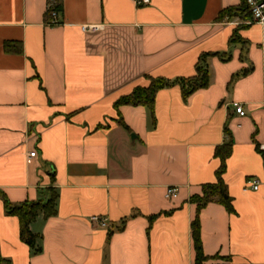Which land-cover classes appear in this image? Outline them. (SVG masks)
I'll list each match as a JSON object with an SVG mask.
<instances>
[{
  "label": "crops",
  "instance_id": "obj_1",
  "mask_svg": "<svg viewBox=\"0 0 264 264\" xmlns=\"http://www.w3.org/2000/svg\"><path fill=\"white\" fill-rule=\"evenodd\" d=\"M241 3L0 0V193L13 204L59 195L57 214L31 226L39 254L0 198L1 264H194L190 199L216 182V149L231 138L235 213L215 201L200 212L205 264H264V24L218 19ZM49 5L61 24H47ZM208 53L227 59H207V88L187 100L179 85L161 89L154 117L116 109L147 76L191 77Z\"/></svg>",
  "mask_w": 264,
  "mask_h": 264
},
{
  "label": "trees",
  "instance_id": "obj_2",
  "mask_svg": "<svg viewBox=\"0 0 264 264\" xmlns=\"http://www.w3.org/2000/svg\"><path fill=\"white\" fill-rule=\"evenodd\" d=\"M51 9L60 11V7L57 5H53L50 10L48 9L46 13L47 23H49V21L52 19ZM245 13L246 6L242 1L239 6L224 9L219 14L218 19L220 21H223L234 16H243ZM211 55L220 56L222 60L227 59L220 53L202 54L196 66V74L188 78H177L174 80H170L163 77L147 76L149 84L146 86H137L130 94L125 95L117 100V102L115 103L116 109L119 110V108L123 105L145 106L149 108L152 116L154 117L155 98L157 93L163 88H169L177 85H179L182 89L184 100H187L193 93H195L199 89L207 88L210 85V71L206 62ZM118 121L119 124L129 129L127 124L124 122L121 114ZM226 132L229 134L228 129H226ZM232 149V138L229 140V142L216 149L215 155L221 160V165L216 172V182L203 185V193L201 195H194L190 199L193 204L197 205V215L192 222V235L196 252V259L194 264H205L211 258L205 255L203 251L200 223V212L202 211V209L205 208L209 203L215 201L223 205L229 213H235L233 198L230 196L224 181L226 161L231 156ZM52 178L54 181L55 176L53 175ZM58 196L59 195L55 188H49L41 191L39 199L35 201H25L19 204H13L8 200L4 193H0V198H2L4 202L5 211L9 215L16 216L19 219L21 238L27 245H29L33 254L41 253L43 251V247L41 243L42 235L40 233L34 232L31 226L37 221L40 216L48 219L57 214Z\"/></svg>",
  "mask_w": 264,
  "mask_h": 264
},
{
  "label": "built area",
  "instance_id": "obj_3",
  "mask_svg": "<svg viewBox=\"0 0 264 264\" xmlns=\"http://www.w3.org/2000/svg\"><path fill=\"white\" fill-rule=\"evenodd\" d=\"M246 6V13L242 17H238L236 23L240 24H252V23H259L264 24V0H242ZM137 6H145L151 3V0H135ZM53 5H49V10L52 8ZM52 10V9H51ZM52 19L47 23L48 25H58L61 24L62 21L60 20V11L52 10L51 11ZM83 31L85 32H96L100 28L97 25H85L82 27ZM236 113L240 116H246V110L244 105L240 102H233L232 103ZM37 154L36 151H32L30 153L31 157H35ZM249 185L254 189L258 190L259 182L257 180H250ZM178 195V188L176 187H169L166 192V197L169 199H173ZM93 221L98 222L101 227H108V224L105 220H101L97 216L92 217Z\"/></svg>",
  "mask_w": 264,
  "mask_h": 264
},
{
  "label": "rangeland",
  "instance_id": "obj_4",
  "mask_svg": "<svg viewBox=\"0 0 264 264\" xmlns=\"http://www.w3.org/2000/svg\"><path fill=\"white\" fill-rule=\"evenodd\" d=\"M235 17H236V16H235ZM238 17H242V16H237V18H238Z\"/></svg>",
  "mask_w": 264,
  "mask_h": 264
},
{
  "label": "water",
  "instance_id": "obj_5",
  "mask_svg": "<svg viewBox=\"0 0 264 264\" xmlns=\"http://www.w3.org/2000/svg\"><path fill=\"white\" fill-rule=\"evenodd\" d=\"M132 137L134 138L135 136L133 135Z\"/></svg>",
  "mask_w": 264,
  "mask_h": 264
}]
</instances>
